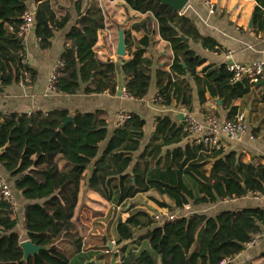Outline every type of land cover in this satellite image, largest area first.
I'll list each match as a JSON object with an SVG mask.
<instances>
[{
  "label": "trees",
  "instance_id": "16d2710c",
  "mask_svg": "<svg viewBox=\"0 0 264 264\" xmlns=\"http://www.w3.org/2000/svg\"><path fill=\"white\" fill-rule=\"evenodd\" d=\"M121 1L137 13L151 15L161 39L171 46L169 71L157 72L156 103L170 107L176 102L190 109L191 89L184 79L190 75L201 86V103L206 101V94L211 99L219 98L222 107L230 110L227 120L234 119L240 108L236 102L249 94L253 84L235 82L226 66L203 69L205 59L197 56L184 38L210 51H218L216 43L202 37L191 19L158 0ZM254 1L258 3L255 23L264 21V0ZM26 4L27 0H0L1 88L24 81L25 74L30 79L25 85H32L37 77L27 62L24 36L20 35L23 16L29 11ZM81 4L82 0H76L79 10ZM151 17L142 25L148 26V31H152ZM69 21L68 13L55 11L52 0H38L33 28L42 52L51 49L56 33ZM104 28L103 10L95 1L90 2L67 36L55 92L116 96L122 81L131 99L143 100L152 82V62L146 57L148 38L134 42L125 31L129 58L104 62L95 52ZM69 117L73 121L63 126ZM145 127V120L134 113L111 136L100 111L76 112L73 116L67 110L35 112L31 116L0 113V151L8 145L4 153L0 152V165L8 175L4 180L15 200L23 202L22 208L18 204L15 207L0 195V264H70L76 259V264H93L83 255L85 240L72 220L84 189L97 192L115 208L126 206L139 194L155 191L172 202L174 208L155 199L170 212L191 203L199 206L250 194L264 195V159L249 162L244 155L204 143L164 153L165 148L189 136L185 123L177 125L169 117L156 119L151 140L136 157ZM111 216H115L114 209ZM263 229L264 208L258 207L226 211L215 217L181 216L173 221L166 219L161 225L150 213L136 211L125 221L119 219L115 232L116 244L121 245L147 231L143 238L149 247L131 249L120 264H221L240 255L246 244L264 233ZM23 240L48 250L25 262L20 246ZM259 259L264 264V253Z\"/></svg>",
  "mask_w": 264,
  "mask_h": 264
},
{
  "label": "crops",
  "instance_id": "0c3cea01",
  "mask_svg": "<svg viewBox=\"0 0 264 264\" xmlns=\"http://www.w3.org/2000/svg\"><path fill=\"white\" fill-rule=\"evenodd\" d=\"M95 1L103 10L105 28L99 32L98 43L95 52L101 61L113 60L118 62L116 54L119 31L123 29L130 33L134 42H140L148 38L149 46L146 48V57L152 62V82L150 91L146 98L141 101L130 100L123 96H112L105 94L87 95L83 91L76 95H64L57 92L50 93L48 86L50 79L57 69L67 36L71 29L77 24L80 12H84L90 2ZM214 13L206 6L205 0H190L189 4L181 12L196 25L200 35L211 39L216 43L215 50L205 49L201 43H195L188 39L190 49L195 54L205 59V67L220 69L227 67L226 55L232 54L233 62L238 64H249L264 61V21L255 23L254 13L258 3L254 0H213ZM53 7L58 14L70 15V21L66 28L56 33L52 41V47L48 52H42L39 48L37 38L33 29L24 36L25 53L28 64L37 72V77L32 85H25L23 81L5 88L0 87V113H25L43 112L54 110H67L71 116L76 112L94 113L97 111L105 115L108 122L110 136L118 127V116L122 112L137 114L146 122L145 136L140 150L135 155L139 157L146 149L155 131V122L158 117H169L177 125L184 122V118L191 116L201 122L215 112L222 120H227L229 109L222 107L219 98L211 99L209 94L205 95V102L201 103V86L190 75L184 77L191 89L192 103L190 109L182 104L174 102L170 107L158 105L155 100L158 93L157 72L160 69L169 71L173 61L171 46L162 40L158 33V26L151 15L137 13L128 8L124 1L116 0H82L80 10L76 6V0H52ZM27 9L36 14L38 0H27ZM151 17L152 31L148 26L143 27L147 18ZM187 39V38H186ZM136 50L135 47L132 51ZM124 57L129 58L128 50ZM202 70V69H201ZM204 77L203 74L199 75ZM120 86L123 82L120 81ZM84 88V85H83ZM264 87L256 84L251 87L248 95L236 104L240 106L237 113H244L246 117V133L240 140L220 136L219 140L226 153L235 152L238 156L244 155L249 162L264 159ZM219 99V104L217 102ZM197 135H189L178 145L165 148L185 149L188 145L196 144ZM104 148V145L102 146ZM211 169V168H210ZM0 178L6 179L8 175L0 165ZM189 185L192 184L189 182ZM166 203L167 206L174 205L167 197L159 196L155 191L139 194L131 199L126 206H117L108 202L97 192L84 189L79 205L76 207L73 222L78 226L81 236L85 240L83 255L90 259L93 264H120L122 256L131 249H142L149 247L147 239L143 238L147 231L137 233L136 237L129 242L115 245L114 250L118 253L106 254L111 248V243L117 241L115 232L116 223L119 219L125 221L130 214L136 211L150 213L161 225L170 215L176 217L191 216L193 214L215 217L226 211H241L250 208H264V195H248L234 200L218 201L214 204L194 206L187 205L183 210L170 212L169 207H162L156 201ZM23 202L18 206L22 208ZM117 208H120L118 210ZM115 216H111L112 210ZM264 231V229H263ZM264 253V238L253 246L245 245L240 255L227 264H249L251 262L261 263L259 257ZM77 260V259H76ZM73 260L70 264H76Z\"/></svg>",
  "mask_w": 264,
  "mask_h": 264
},
{
  "label": "built area",
  "instance_id": "2783aa9c",
  "mask_svg": "<svg viewBox=\"0 0 264 264\" xmlns=\"http://www.w3.org/2000/svg\"><path fill=\"white\" fill-rule=\"evenodd\" d=\"M206 6L209 8L211 13H214V2L213 0H205ZM33 19L34 14L30 11H27L23 16V24L20 28V35L25 36L33 29ZM227 61V70L232 74L233 80L235 82L240 81H248L250 84H262L264 82V61H258L249 64H238L233 62L232 54L229 52L226 55ZM61 62L59 63L57 69L53 73L48 91L50 93L55 92V84L58 78V71L61 67ZM29 83L30 79L28 74H25V78L23 83ZM122 96L130 99L131 98L126 94L125 90L122 92ZM157 102V98L155 100ZM34 112L29 111L27 113L28 116H31ZM129 118V114L127 112H122L118 116V126H122L126 123ZM246 117L244 113H237L232 120H222L215 113L211 112L203 122L191 117L187 116L184 118L185 130L189 135H197L196 143L201 144H209L214 146L216 149H220L222 144L220 143V136H226L230 139L240 140L242 136L246 133ZM0 195L4 197V199L15 206L16 200L12 194L11 187L7 184V182L0 178ZM120 210V208H117ZM177 217L175 215H170L169 220L173 221ZM262 238H264V233L257 235L254 239L249 242L248 246H253L258 243ZM116 242L111 243V248H108L105 252L106 254L118 253V250H114V246ZM229 260L223 261L221 264H227Z\"/></svg>",
  "mask_w": 264,
  "mask_h": 264
},
{
  "label": "water",
  "instance_id": "95a60500",
  "mask_svg": "<svg viewBox=\"0 0 264 264\" xmlns=\"http://www.w3.org/2000/svg\"><path fill=\"white\" fill-rule=\"evenodd\" d=\"M162 5L171 7L173 10L181 13L184 8L189 4L190 0H158ZM34 31V29H33ZM185 42H188V39L184 38ZM116 54L119 58H124L127 54L126 52V45H125V35L123 29H120L119 31V42L116 50ZM119 65V64H118ZM120 77V76H119ZM121 79V77H120ZM264 87V82L262 83ZM124 88L123 86H119L118 89V96H122ZM219 99H217V102L219 103ZM221 104V102L219 103ZM73 121V117H69L66 122L64 123L63 126H66L68 123ZM8 145L4 148L1 149V153H4ZM21 248L23 249L24 252V257L23 261L27 262L29 257L35 256L39 254L42 251L48 250V247H39L34 245L31 241L29 240H23L20 244Z\"/></svg>",
  "mask_w": 264,
  "mask_h": 264
},
{
  "label": "rangeland",
  "instance_id": "374dc122",
  "mask_svg": "<svg viewBox=\"0 0 264 264\" xmlns=\"http://www.w3.org/2000/svg\"><path fill=\"white\" fill-rule=\"evenodd\" d=\"M186 8V7H185ZM214 10H215V7H214ZM182 14V13H181ZM131 100H133V99H131ZM217 115V114H216ZM218 116V115H217ZM219 117V116H218ZM220 118V117H219ZM15 197V196H14ZM17 201V200H16ZM17 204H18V201H17V203L15 204V207H17Z\"/></svg>",
  "mask_w": 264,
  "mask_h": 264
}]
</instances>
